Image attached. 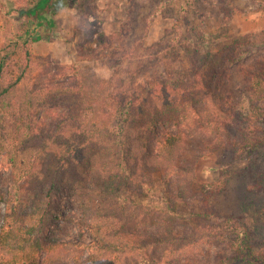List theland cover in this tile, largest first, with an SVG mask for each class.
<instances>
[{"label":"rangeland","instance_id":"374dc122","mask_svg":"<svg viewBox=\"0 0 264 264\" xmlns=\"http://www.w3.org/2000/svg\"><path fill=\"white\" fill-rule=\"evenodd\" d=\"M35 1L0 0V62L11 79L24 70L17 99H22L24 90L41 89L49 82L79 83L94 107L85 119L112 127L120 115L117 101L123 93L142 92L148 83L162 79L187 87L197 74H204V83H217L216 104L210 105L208 95L195 90L186 96L194 108L178 109L185 114L179 127L188 130L178 164L193 165L192 189L183 201L172 204L181 194L182 175L177 168L167 182L160 173L153 176L151 192L137 195L123 190L119 203L128 220L136 213L143 222L149 217L159 221L174 206L178 218L169 223L177 238L185 237L195 224L217 229L222 217L232 214L249 227L252 251H264V143L241 153L233 144L247 133L264 134V112L249 127L244 125L252 100L251 74L264 75V0H54L44 19L27 20L19 11ZM35 35L39 40L31 41ZM110 78L115 86L112 96L113 88L106 83ZM3 81L8 85L9 78ZM257 103L264 111V102ZM68 105L63 97L38 104L32 112L35 134L54 126L67 114ZM1 115L8 126L7 114L0 110V121ZM3 134L0 130V138ZM147 144L154 147L151 138ZM13 149L12 144L0 143V234H20L27 219L29 192L23 171L28 165L21 158L18 167L24 168L14 173ZM221 182L224 186L218 190L215 185ZM56 202L57 217L68 212L79 217L75 203L65 196ZM161 221L163 226L151 230L167 226ZM62 240L85 248L90 236L77 223L67 227ZM4 249L1 242L0 257ZM198 249L191 247V252L178 255L156 244L150 250L152 261L141 264H215L219 256L227 260L233 255L226 254L223 245L207 241H201ZM76 251L84 260L87 249ZM60 253L53 264H75L73 249ZM124 262L139 263L129 255Z\"/></svg>","mask_w":264,"mask_h":264},{"label":"trees","instance_id":"16d2710c","mask_svg":"<svg viewBox=\"0 0 264 264\" xmlns=\"http://www.w3.org/2000/svg\"><path fill=\"white\" fill-rule=\"evenodd\" d=\"M53 4L54 0H36L31 7L19 12L27 20L44 19ZM37 40L39 36L31 37V41ZM20 70L16 79H11L0 62V110L10 120L6 126L5 115H1L0 130L4 134L0 143L3 147L10 144L14 147L11 162L15 174L24 168L18 167L19 160L26 158L28 166L23 173L29 192L27 219L20 234L12 231L0 234V243L6 248L0 264H42L41 259L53 264L60 258L61 250L68 248L74 250L75 264H127L126 255L138 258L141 264L152 261L150 250L156 244L182 255L191 252V247L198 249L201 241L223 245L226 254L233 253L227 260L225 255L219 256L215 264H264V251H252L249 227L232 214L223 216L217 229L195 224L185 237L177 238L169 223V219L178 218L174 206H169L166 215L160 217L167 226L156 229L163 226L160 219L156 222L146 216L149 218L143 222L135 213L130 221L119 203L123 190L137 195L151 192L153 176L160 173L161 179L167 182L177 168L182 175L178 187L181 194L172 204L184 200L196 177L193 165L178 164L188 134V130L182 131L179 127V118L185 114L178 109L194 108L186 96L195 90H202L208 95L210 105L214 104L220 97L213 92L216 82L206 84L201 77L204 74H197L187 87H175L169 80L162 79L148 83L142 92L140 89L125 92L117 101L121 109L116 124L109 127L85 119L94 107L79 83L65 86V82L62 85L49 82L41 89L24 90L22 99L18 100L17 86L24 76V70ZM263 76L262 71L251 74L248 92L252 100L244 123L247 127L263 116L264 111L257 103L264 102ZM4 77L9 78L8 85L4 84ZM111 79L106 83L113 88L112 96L115 86ZM58 97L69 100L67 114L47 132L35 134L34 108ZM158 125L160 129L156 128ZM148 138L154 142L152 149L147 144ZM233 142L238 153L250 151L264 143V134L250 137L247 133ZM16 178L15 183L19 177ZM223 186L221 182L215 188L221 190ZM63 196L75 203L74 207L79 210L77 219L71 212L57 217L56 200ZM77 223L85 227L90 236L84 260L82 253L76 251L85 249L83 245L62 240L67 227ZM152 226L156 228L151 230Z\"/></svg>","mask_w":264,"mask_h":264}]
</instances>
